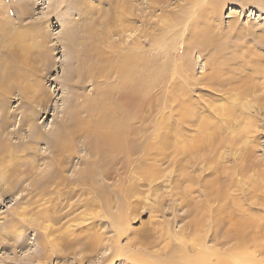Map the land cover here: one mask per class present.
I'll return each instance as SVG.
<instances>
[{"label": "rangeland", "instance_id": "374dc122", "mask_svg": "<svg viewBox=\"0 0 264 264\" xmlns=\"http://www.w3.org/2000/svg\"><path fill=\"white\" fill-rule=\"evenodd\" d=\"M141 1L0 0V140L22 154L0 162L10 170L0 181V264H264L263 93L239 96L248 78L264 83V0H222L216 11L214 0ZM202 11L211 14L199 29L217 36L198 45L188 40ZM121 55L140 61L144 105L130 114L144 126L141 158L111 178L98 168L93 187L65 184L98 158L83 144L88 123L113 121L119 91H133V74L107 72ZM61 126L62 184L48 191L62 199L53 200L31 185L51 170L48 141ZM34 127L48 139L25 150L19 136ZM122 177L124 198L89 203L118 194ZM72 192L81 196L64 199Z\"/></svg>", "mask_w": 264, "mask_h": 264}, {"label": "bare ground", "instance_id": "6f19581e", "mask_svg": "<svg viewBox=\"0 0 264 264\" xmlns=\"http://www.w3.org/2000/svg\"><path fill=\"white\" fill-rule=\"evenodd\" d=\"M106 1H108V0H106ZM119 1L120 0H117V1L116 0H109L111 5H113V7L115 9H116L117 2H119ZM124 1L125 0H122V2H124ZM126 1L128 2L131 0H126ZM138 1H141V0H138ZM187 1H189V0H186V2ZM221 1L222 0H214L213 1V5L215 6L213 9L214 11H216L217 6H218V4L221 3ZM210 14H211V12L210 13L205 12L203 14V16L198 20V22H196L192 25L193 29H192V32L190 34V38L188 40L189 42H194V44H198V45L199 44H201V45L208 44V42L212 41L217 36L215 30L212 32V30H206L204 28L199 29L200 25L203 22H208ZM111 58H112V62L114 64L113 65L114 67L111 68V66H109L107 72L113 73L114 71H116L115 73L119 76H124L128 72L133 74L134 75V83H135L133 86V91L130 92L126 89H124L123 91L122 90L119 91L118 100L116 102L117 103V110L112 114L113 121L104 120L103 118H98L97 120L95 119V120L91 121L90 123H88L86 129L84 130L85 134L83 136V138H84L83 144L86 147V149L92 155H95L98 158L95 162L93 161V162H89V163L87 162L86 163L88 170H87V172L81 173V177H78L77 179H74V180H64L63 181V183L69 184L70 186H72V185L89 186L90 185L89 187H93V186H95L94 184L97 182V179H96L97 172L96 171L98 168L101 169V174L103 176L106 175V176H108L107 178H111L112 174L110 173L111 172L110 170H112V172H113L114 167H116L117 165H122V166L124 164L126 165L127 163H125V161H126V159H129V157L131 155L132 156L133 155H139V156H137V158H141L140 155L143 152V148H144V143L142 144L143 137L140 136L141 131L144 129V126L142 124V120L140 118L139 113H138V115L133 114V116H131V114H130L131 108H135V107H136V109H138L137 107L143 108L142 106H140V104L144 105L143 95H142L141 91L139 90V88L141 87V83H142V74L139 70V62L140 61H138V59L136 57H129L128 55H125L123 57L121 55L118 57H111ZM119 61L121 63L118 64ZM73 64L74 63H72V62H68L69 66H73ZM80 65H81V62H80ZM248 65H250V64H248ZM244 67L246 68V66H244ZM75 68L79 69L78 65H76ZM78 69H77V71H79ZM253 71H255V70H253ZM256 73H257V71H256ZM257 75H259V74L257 73ZM128 81L130 82V80L126 78L122 84V87H123V85L125 87L128 86L127 85ZM240 89L241 90H240L239 96L241 98L250 97V96L254 97L255 93L262 90L263 96L262 95L260 96V100H264V83H258V82H255V79L252 80L251 78H248V81H246L245 84H243ZM255 97L257 98L256 95H255ZM4 107H5V105H4ZM144 109H145V107H144ZM37 114H39V113H36V112L34 113V115H37ZM136 115L141 120V121H139V119H137L138 122H140L141 126L137 125L138 127H132L131 121L133 122V118L135 120ZM178 115H179V113H178ZM180 115H182V112L180 113ZM183 116H185V115H183ZM129 117H132V118H129ZM185 118L186 117H184V119ZM4 119H5V117H4ZM6 119H7V117H6ZM34 119H35V117H34ZM2 122H3V120L1 121V123ZM101 122H104V123H101ZM19 127L20 126H18V127L16 126L13 130H11L12 133L9 132V133H11V134H9V136L10 135L12 136L13 132L19 133L20 132ZM5 128L6 127H4V125H2V126L0 125V134L1 135L5 131ZM180 128H182V127H180ZM60 129H61V130H59L60 133H58V131H56L55 132L56 134L54 136H52V138L48 141L49 148H47V149H50V154L53 155L52 160H50V164L52 167L51 170H49L47 172L45 171L44 172L45 174H42V175L40 174V177L37 180H34L33 184L31 185V187L33 189L32 192L35 190H38L40 192L39 193L40 197H43V198L45 196L48 198L51 197L53 200H56V199L60 200V198L62 199L61 194H60V196H56V193H53L51 190L48 191L49 187L51 188L53 185L57 186L58 184L59 185L62 184V152L66 149V137H65V134L62 133V126L60 127ZM26 132H25V134H26ZM154 133H155V131H154ZM172 134H173V132H172ZM5 135H6V133H5ZM7 135H8V132H7ZM21 135L22 136H19V141H22L20 143V145L25 146V150H27L26 146L29 143L39 144L43 139H45V138L48 139L44 135V133H42L40 130H37L36 127L31 128V134L30 133L28 134V132H27V136H24V134H22V133H21ZM166 135H167V133H164V135H162L163 138ZM214 135H216V134H214ZM214 135L212 136L210 142L215 143V145H218L216 142L217 140L214 137ZM201 138H202V136H201ZM181 139H183V141H184V138H181ZM4 140L5 139H3V138H1V140H0L2 142L1 143V151H0V153L2 152V154L0 155V157H1L0 162L2 161V163L5 165L6 163L8 164L10 160H13L14 158H16V159L19 158L20 155H22V154L16 153L15 150H13V146H8L6 144V141H4ZM173 140H174V138H173ZM237 141H238V139H236V140L232 139L231 142H232V144L235 145V144H237ZM130 142H133L134 144L136 143L138 146L136 148H134V150H132V148L129 146ZM185 143H186V145L184 144V147L179 149V153H182L183 155H187V157H188V155L193 154L192 152L194 151V148H193V146H191L192 148L190 147L191 142L187 141ZM220 144H222V143H220ZM200 147H202V145H200L198 148L200 149ZM213 149L215 150V148H213ZM15 154H17V155L15 156ZM26 155L27 156L25 158H27L28 160L38 161V159H40V158H38V156H35L34 154L28 153ZM139 161H140V159L137 162H139ZM140 166L142 167L143 165L142 164L138 165V168ZM8 170H9L8 166H4L3 171L0 173V181L5 183L9 179L10 176L9 177H8V175L6 176V174H8V172H10V170L9 171ZM13 170L16 171V169H13ZM4 173H5V176H4ZM128 181H127L126 177H122L120 179V185H119L120 187H119L118 194L117 193H114L115 195H105V194L94 195L93 194V196L91 197V202H89V203L90 204L96 203L98 201L109 202V201H111V199H115V197H117V198L120 197L121 193H122L121 198H124L126 194H125V191L122 192L123 191L122 189L124 188V185ZM207 183L205 184L206 187L209 186V184H207ZM15 186L16 187L19 186V182H16ZM65 187H66V185H65ZM56 188L58 189V187H56ZM217 188H219V187H217ZM186 192L187 191H185V193ZM222 193L223 192L221 191V189L217 190V195L219 198H220V196L222 197ZM80 196L81 195H79L77 192H75V193L72 192V194L69 197H66V195H65L64 199L67 200L68 198H75V197L79 198ZM37 197L38 196H36V194H35V195L31 196L30 199L33 200V199H36ZM58 203H59V201H58ZM45 218L47 219V216H45ZM51 219H52V217H51ZM61 219H62V216H58V217L54 218L55 222H60ZM59 229H61V228H59ZM14 234H16V233H14Z\"/></svg>", "mask_w": 264, "mask_h": 264}]
</instances>
